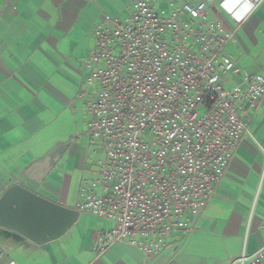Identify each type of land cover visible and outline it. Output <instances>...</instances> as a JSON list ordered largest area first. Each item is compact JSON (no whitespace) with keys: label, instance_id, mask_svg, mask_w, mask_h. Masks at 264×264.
Masks as SVG:
<instances>
[{"label":"crops","instance_id":"crops-1","mask_svg":"<svg viewBox=\"0 0 264 264\" xmlns=\"http://www.w3.org/2000/svg\"><path fill=\"white\" fill-rule=\"evenodd\" d=\"M170 1H207L208 20L236 32L225 54L242 70L264 75V0ZM131 3L0 0V198L32 165L65 145L40 191L77 210L82 186L99 176L105 157L88 132L93 90L84 63L94 51L96 27L107 16L126 17ZM240 80L228 75L225 87ZM240 116L249 134L237 145L224 179L190 230L174 233L159 255L148 259L123 243L98 254L96 243L114 223L80 213L63 237L43 245L0 230V264L18 259L20 264H243L244 256L264 245V97Z\"/></svg>","mask_w":264,"mask_h":264},{"label":"built area","instance_id":"built-area-1","mask_svg":"<svg viewBox=\"0 0 264 264\" xmlns=\"http://www.w3.org/2000/svg\"><path fill=\"white\" fill-rule=\"evenodd\" d=\"M207 10V1L132 0L126 17L107 16L94 31L84 63L93 90L87 127L105 157L77 211L114 223L95 245L100 255L123 243L150 259L188 232L249 134L240 112L263 99L264 75L225 54L236 32L208 20ZM228 75L241 78L229 89ZM263 261L264 245L242 259Z\"/></svg>","mask_w":264,"mask_h":264},{"label":"water","instance_id":"water-1","mask_svg":"<svg viewBox=\"0 0 264 264\" xmlns=\"http://www.w3.org/2000/svg\"><path fill=\"white\" fill-rule=\"evenodd\" d=\"M66 150L65 145L56 147L2 195L0 230L4 234L43 245L63 237L78 221L79 211L58 204L40 191Z\"/></svg>","mask_w":264,"mask_h":264},{"label":"rangeland","instance_id":"rangeland-1","mask_svg":"<svg viewBox=\"0 0 264 264\" xmlns=\"http://www.w3.org/2000/svg\"><path fill=\"white\" fill-rule=\"evenodd\" d=\"M17 263L20 264V263H19V259H18Z\"/></svg>","mask_w":264,"mask_h":264}]
</instances>
